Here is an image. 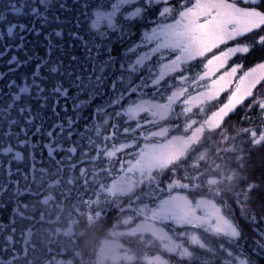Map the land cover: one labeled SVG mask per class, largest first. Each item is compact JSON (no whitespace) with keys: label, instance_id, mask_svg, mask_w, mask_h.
Masks as SVG:
<instances>
[{"label":"snow or ice","instance_id":"1","mask_svg":"<svg viewBox=\"0 0 264 264\" xmlns=\"http://www.w3.org/2000/svg\"><path fill=\"white\" fill-rule=\"evenodd\" d=\"M8 7L13 16L27 19L6 21V35L14 39L3 46L0 56L13 49L8 74L28 63L34 70L20 83L9 80L7 91L0 89V157L21 161L23 152H29L33 176L29 181L19 168L13 172L9 166L0 179V209L13 205L9 223H0V264H35L32 231L21 232L22 244L15 237L18 218L34 219L22 210L29 208L21 202L26 196L42 205L54 204L57 220L65 221L62 229L55 230L64 238L63 251L51 255L49 248L44 264L82 261L81 224L95 225L113 205L123 213L121 198H128V209L140 220L129 232L111 235L127 234L142 241L151 236L175 264H214L221 253L223 264H256L264 258V243L248 253L233 250L238 249L242 232L223 211V197L231 193L251 224L264 223V215L247 209L257 186L236 191L245 179L240 174L245 167L243 145L264 147V95L255 94L264 87V62L245 71L242 64L229 65L237 54L264 47V0H112L109 11L97 8L91 15L84 11L74 22L55 14L66 5L53 0L35 4L25 0L19 7ZM153 13L150 28L118 59L115 43L129 40L136 23L147 22ZM121 14L123 21L117 19ZM82 18L90 20L99 42L76 30ZM5 20L0 14V21ZM69 24L73 25L67 33L73 41L70 47L82 48L80 57L59 47ZM29 37L44 41V55L34 53L22 60L18 52L26 50ZM248 37H254L251 44L232 43ZM209 53L213 54L208 57ZM197 60L200 70L193 72ZM5 76L0 72V80ZM223 93L226 102L216 105ZM97 99L101 103L92 108L90 119L83 116ZM210 103L215 110L207 115ZM241 106L247 110L242 119L249 120L255 110L260 127H241L233 136L225 124ZM82 118L87 122L80 130ZM33 136L41 139L33 142ZM215 136L220 140L210 149ZM38 148L47 152L49 167L37 168L31 153ZM233 162L237 170L230 169ZM213 169L218 179L203 180ZM41 189L48 193L42 200ZM44 219L40 212L38 223ZM131 220L128 216L123 224ZM259 234L264 237V232ZM206 237L219 240V247L211 246ZM118 248L105 241L99 264L108 258L118 260ZM125 259L135 257L129 254ZM143 259L146 264H172L161 255Z\"/></svg>","mask_w":264,"mask_h":264},{"label":"trees","instance_id":"2","mask_svg":"<svg viewBox=\"0 0 264 264\" xmlns=\"http://www.w3.org/2000/svg\"><path fill=\"white\" fill-rule=\"evenodd\" d=\"M32 3H36V0H31ZM57 5L59 3H64L66 5V9L63 11L56 12V15L61 17L62 21H73L76 17H80L81 13L87 11L89 15H91L97 8L102 11H109L112 0H53ZM175 2V0H174ZM25 3V0H0V14H3L6 18L5 21H0V50L3 49V46L8 42V40L14 39V37H7V27L9 26L6 22L7 20H12L13 22H25L26 17L23 16H13L10 8L8 7L11 4H16L18 7ZM87 5V7H86ZM240 6L247 7V5L240 4ZM131 10V9H127ZM94 18V17H93ZM156 18L155 13L151 14L148 17V21H140L136 23L135 27L132 29L134 35L123 44L115 43L116 52L114 53L117 58L123 57L126 49L133 43L137 42L140 38V35L143 31L148 30L151 26V20ZM117 19L119 21H123V15H118ZM73 25L69 24L68 27L64 28L65 36L63 40L60 42V49H67L69 53L75 51V54L80 57L83 55V49L76 46L75 48L70 47L73 45V41L68 37L67 33L72 29ZM79 34L85 39H96L99 42V37L96 36L94 31L90 28V20L81 19V23L78 29H76ZM106 28L102 26L101 31H105ZM252 39L254 37H248L247 39H242L240 41L232 42L238 43L240 45L251 44ZM29 43L26 45L25 51L18 52L19 58L24 59L26 55H33L34 53H39L40 55H44V41L37 40L34 37H29ZM111 46V45H110ZM226 47V46H221ZM215 53L219 52V49L214 50ZM62 56L65 55L64 51L60 53ZM213 53H209L208 57H210ZM11 55H13V49L9 47L8 51L5 52L3 56H0V72L6 73L5 79L0 80V89L7 91L5 88L6 83L14 79L18 83L22 82V79L31 74L34 70V64L28 63L17 69L15 72L8 74V65L7 60L10 59ZM70 59L66 57L67 60ZM264 62V47H255L254 50H251L248 54H237L229 61V65L242 64V71L249 70L252 67H255L258 63ZM193 72H196L199 69L201 64L200 60L193 62ZM255 94L257 98L264 95V87H258L255 90ZM85 98V97H81ZM227 100V93L221 94L217 101H215L216 105H222L223 102ZM101 103L100 99H97L93 102L92 106L88 108L83 116L88 117L90 119L92 108H94L97 104ZM247 103V102H246ZM215 108L210 103L207 106V115H211V112L214 111ZM246 109L241 106L238 107L237 110L228 117L225 128L228 130L230 135L236 134V129L241 127H249L251 124H255L256 127H260L259 122L257 120V112L253 110L250 114L249 120L242 119V117L246 113ZM71 108L69 105V115H71ZM51 114L49 113V116ZM63 115V113H61ZM199 119H203V115L199 117ZM83 118L80 120L79 128L83 130V125L86 123ZM251 122V123H250ZM51 120L48 121L47 126H50ZM31 134V132L29 133ZM77 137H73L76 139ZM40 137L33 136L32 141L36 142ZM241 140L246 141V137H241ZM220 140L219 136H215V138L209 143V148L214 149L216 147L217 142ZM240 141H237L239 143ZM65 146H67V142H65ZM221 147L223 145L221 144ZM246 151L243 153L244 155V169L240 172V174L245 178L244 182L241 183L236 191L240 192L245 189L249 184H254L257 187L250 194V203L247 205L248 212L251 214H255L258 217L264 215V147L256 146L251 147L247 143L243 145ZM203 150V149H202ZM32 155L36 157L37 168L39 167H49L48 156L45 150L37 149ZM25 157L24 160L21 161H10L9 158L0 157V179L4 178L5 169L9 166L12 168L13 172L16 171L17 168L20 169L23 175H27L29 181H31L33 173L31 172V164L32 161L30 159V153L27 151L23 152ZM63 155V153L59 154ZM59 155L57 158H59ZM210 162V161H209ZM219 163V162H218ZM230 169L237 170V164L235 162L229 165ZM37 177H39V172L35 173ZM13 179H20V183L24 184L25 181L21 177L14 176ZM203 180L207 179H218L215 169L205 176L202 177ZM166 180V177H165ZM46 183L44 187H46ZM35 190L37 185H32ZM48 193L44 192L41 189L40 200L43 199L44 195ZM56 198L62 199L59 196V193H56ZM87 195H91L89 192ZM243 199V197H241ZM125 211L122 213L117 206L113 205L110 208H107L104 215L101 217L99 222L95 225L87 226L84 223L81 224L79 231L83 232L84 235L82 239L79 241V250L82 253V261L78 260L77 264H99V250L103 246L105 241H114L120 245V252L125 255H134L135 259L132 261H128L125 258L114 262L111 259H106L104 264H146L143 257L147 256L152 258L156 255H161L164 259H169L172 261V264H175V258L171 257L168 253L163 251L162 246L159 244V241H155L151 236H145L142 241L140 238L136 236L123 235V236H113L111 235L115 232H124L127 233L131 228L135 227L137 223H139L140 218L135 216L128 209V198H121ZM220 201V198H217ZM22 204H28V209H22L26 216L34 217V219H17L16 228L17 232L15 237L17 240L23 242V238L21 236V232L27 233L29 230L32 231V236L30 238V245H35V251H31V256L35 259V264H44V261L49 258L48 249L51 248V255H56L58 252L63 251L64 238L62 236H58L55 233L56 229H62L64 224V218L61 217L57 220V216L59 212L54 204L50 203L49 205H42L37 202V198L26 196L21 197ZM223 211L232 218L239 226L242 232V239L240 240V245L238 249H233L234 251H240L244 253H248L253 250L254 245L257 243H264V237H262L259 233L264 232V223H260L258 225L251 224L248 219L245 218L241 214V207L235 202V198L231 193H226L223 197ZM13 205L9 204L6 209H0V223L8 224L11 216V210ZM34 209V210H33ZM87 211V209H85ZM40 212L44 213V222L38 223ZM128 216H132V220L128 225L123 224V220ZM209 244L214 247H219V240L213 237H206ZM59 241V243H57ZM144 241H153L151 244H147ZM20 245H17L19 247ZM23 253H21V256ZM58 259L63 258L67 259V256L59 257ZM225 257L223 254H219V258L214 261V264H223V259ZM22 264V262H21ZM256 264H264V258H260L257 260Z\"/></svg>","mask_w":264,"mask_h":264},{"label":"rangeland","instance_id":"3","mask_svg":"<svg viewBox=\"0 0 264 264\" xmlns=\"http://www.w3.org/2000/svg\"><path fill=\"white\" fill-rule=\"evenodd\" d=\"M241 46H243V45H241ZM231 59H232V58H231ZM231 59H230V60H231ZM230 60H229V61H230ZM111 242H113L114 244L119 245L117 242H115V240H114V241H111ZM117 251H118V254H119V259H118V260H113L112 258H108V259H111V260H113L114 262H117V261L121 260L122 258H125L126 255H125L124 253H121V252H120V251H121V250H120V245H119V248H118Z\"/></svg>","mask_w":264,"mask_h":264}]
</instances>
